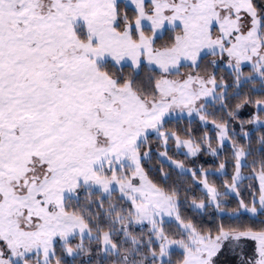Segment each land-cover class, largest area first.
Instances as JSON below:
<instances>
[{
	"label": "snow or ice",
	"instance_id": "1",
	"mask_svg": "<svg viewBox=\"0 0 264 264\" xmlns=\"http://www.w3.org/2000/svg\"><path fill=\"white\" fill-rule=\"evenodd\" d=\"M0 264H264V0H0Z\"/></svg>",
	"mask_w": 264,
	"mask_h": 264
}]
</instances>
